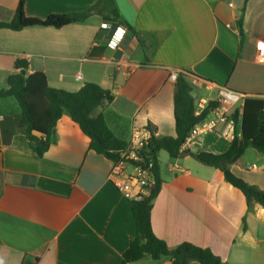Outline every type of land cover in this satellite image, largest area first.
<instances>
[{
	"label": "crops",
	"instance_id": "crops-1",
	"mask_svg": "<svg viewBox=\"0 0 264 264\" xmlns=\"http://www.w3.org/2000/svg\"><path fill=\"white\" fill-rule=\"evenodd\" d=\"M20 1L0 0V21H12ZM22 1L28 18L99 12L60 29H0V89L7 88L18 58L28 61L29 74L43 72L52 88L76 92L94 82L114 94L94 116L102 114L124 143L134 127L176 136L174 71L186 73L197 107L213 103L220 87L264 100V65L256 61L264 0H114L135 33L120 24L103 28L112 21L101 9L104 0ZM115 31L123 35L118 49L110 45ZM21 112L16 98L0 99V264H122L136 223L132 195L109 180L113 160L90 148L67 112L47 153L36 158L20 129ZM230 142L211 133L182 149L189 156L159 164L163 183L151 224L171 249L185 242L207 247L224 264H264V208H248L221 171L193 157L222 154ZM249 149L264 160L248 147L241 168L230 169L264 190V170L244 164ZM131 264L170 261L146 257Z\"/></svg>",
	"mask_w": 264,
	"mask_h": 264
},
{
	"label": "trees",
	"instance_id": "trees-1",
	"mask_svg": "<svg viewBox=\"0 0 264 264\" xmlns=\"http://www.w3.org/2000/svg\"><path fill=\"white\" fill-rule=\"evenodd\" d=\"M247 1L244 3L246 4ZM103 2L102 11L110 14L106 20H112L114 25L120 24L128 31L135 33L115 7L114 0ZM96 12H99L97 7L83 13L53 15L45 19L28 18L21 0L17 6L15 18L10 22L0 21V29L19 31L25 27L35 26L60 29L72 23L84 22ZM243 12L239 19V28L243 25ZM143 50L147 56V47ZM28 65L25 58H18L15 61V73L9 76L7 88L0 89V99L14 97L20 104L22 110L20 129L28 140L29 148L34 156L42 158L47 153L53 142L57 122L67 112L71 120L89 137L90 148L94 152L110 160H117L126 143L110 129L102 114L94 116L98 108L113 101V92L94 82L87 83L76 92L52 88L43 72L37 71L29 74ZM192 94L193 88L186 73H179L173 95L176 136L157 137L154 135L148 142L147 151L155 161L152 168L154 183L147 188V195L138 199H130L136 223V234L123 253L122 264L138 262L146 257H150L153 261L168 259L170 264H190L193 261L199 264H224L222 258L207 247L183 242L174 249L169 248L165 241L156 236L151 224L153 201L159 194L163 183L159 166L161 151L168 153L173 159L178 158L182 153V144L191 129L206 118L214 107V104L210 103L197 116V104ZM234 118L235 138L229 143L224 153L200 152L193 157L204 165L221 171L225 180L243 194L248 208L255 203L264 208V190L237 177L230 169L233 164L241 168L242 156L248 147H253L259 153L264 154V100L246 98L242 110L237 111ZM243 223L246 229L245 217Z\"/></svg>",
	"mask_w": 264,
	"mask_h": 264
},
{
	"label": "built area",
	"instance_id": "built-area-1",
	"mask_svg": "<svg viewBox=\"0 0 264 264\" xmlns=\"http://www.w3.org/2000/svg\"><path fill=\"white\" fill-rule=\"evenodd\" d=\"M114 26L113 21L103 24L104 29H113ZM122 40L123 35L115 31L112 34L110 45L118 49ZM256 61L264 65V42L262 41L257 49ZM179 73L183 72L170 73L169 80L176 82ZM77 79L81 80L82 76L77 75ZM246 96V94L229 87H220L219 95L213 102L214 107L209 115L191 129L181 149H189L197 139L211 133L232 141L235 138L234 115L237 111L242 110ZM204 109L205 107H202L200 103L196 109V115H200ZM220 126H225V128L220 129ZM154 135V131L148 127H134L130 139L119 153V158L113 160L109 180L120 193L132 195L131 199L147 195V188L154 183L152 168L155 161L147 151L148 142ZM255 167L256 165L253 168Z\"/></svg>",
	"mask_w": 264,
	"mask_h": 264
},
{
	"label": "rangeland",
	"instance_id": "rangeland-1",
	"mask_svg": "<svg viewBox=\"0 0 264 264\" xmlns=\"http://www.w3.org/2000/svg\"><path fill=\"white\" fill-rule=\"evenodd\" d=\"M168 160H169L168 153L161 151L160 153L161 164L165 166ZM244 161L246 167H249L253 163H256L258 165L259 170H264V160L262 159V156H260L258 153H255L252 149H249V151L246 153L244 157Z\"/></svg>",
	"mask_w": 264,
	"mask_h": 264
},
{
	"label": "water",
	"instance_id": "water-1",
	"mask_svg": "<svg viewBox=\"0 0 264 264\" xmlns=\"http://www.w3.org/2000/svg\"><path fill=\"white\" fill-rule=\"evenodd\" d=\"M186 155L189 156V154L185 151V152H182V153L180 154L179 157H180V158H183V157L186 156Z\"/></svg>",
	"mask_w": 264,
	"mask_h": 264
}]
</instances>
